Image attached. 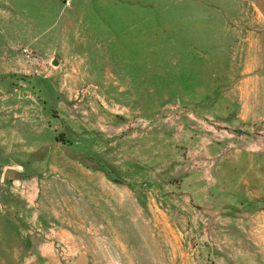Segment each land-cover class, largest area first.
<instances>
[{
  "label": "rangeland",
  "instance_id": "1",
  "mask_svg": "<svg viewBox=\"0 0 264 264\" xmlns=\"http://www.w3.org/2000/svg\"><path fill=\"white\" fill-rule=\"evenodd\" d=\"M69 2L0 0V264H264V0Z\"/></svg>",
  "mask_w": 264,
  "mask_h": 264
},
{
  "label": "water",
  "instance_id": "2",
  "mask_svg": "<svg viewBox=\"0 0 264 264\" xmlns=\"http://www.w3.org/2000/svg\"><path fill=\"white\" fill-rule=\"evenodd\" d=\"M58 63H59V62H58L57 60H55V61L53 62V65L57 66ZM7 176L10 177V178H14V179H16V180H21V178H22V174H21V172H14V171H8V172H7ZM75 264H90V258H89V256H88L87 254L82 253V254L78 257V259H77V261L75 262Z\"/></svg>",
  "mask_w": 264,
  "mask_h": 264
},
{
  "label": "built area",
  "instance_id": "3",
  "mask_svg": "<svg viewBox=\"0 0 264 264\" xmlns=\"http://www.w3.org/2000/svg\"><path fill=\"white\" fill-rule=\"evenodd\" d=\"M64 1V0H63ZM66 2H67V4H69L70 2H69V0H65Z\"/></svg>",
  "mask_w": 264,
  "mask_h": 264
}]
</instances>
